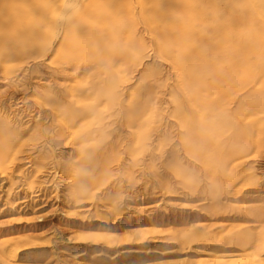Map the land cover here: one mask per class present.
Instances as JSON below:
<instances>
[{
    "label": "rangeland",
    "instance_id": "374dc122",
    "mask_svg": "<svg viewBox=\"0 0 264 264\" xmlns=\"http://www.w3.org/2000/svg\"><path fill=\"white\" fill-rule=\"evenodd\" d=\"M214 5L197 22L202 31L214 10H226ZM136 36L145 43L142 60L116 63L109 73L91 59L53 53L13 72L0 63L1 112L33 117L19 133L6 132L16 149L0 168V264H211L216 253L223 264H264L263 78L225 101L222 157L208 160L207 174L182 145L177 114L190 96L180 68L157 56L144 25ZM115 74L122 79L111 103L103 99L74 123L56 110L74 103L71 85L91 94ZM242 104L252 111L240 115ZM85 144L95 145L97 167L90 192L79 193ZM143 225L154 229L140 234Z\"/></svg>",
    "mask_w": 264,
    "mask_h": 264
},
{
    "label": "bare ground",
    "instance_id": "6f19581e",
    "mask_svg": "<svg viewBox=\"0 0 264 264\" xmlns=\"http://www.w3.org/2000/svg\"><path fill=\"white\" fill-rule=\"evenodd\" d=\"M220 2L226 5L224 12L214 10L213 4ZM212 8L214 19L202 31L197 22H205ZM138 23L156 39L157 56H168L181 70L178 78L190 96L186 109L177 114L186 132L182 145L210 174L208 160L218 154L222 157L219 139L228 113L225 101L257 76L264 80V0H0V63L4 70L13 72L29 58L53 53L61 61L78 56L91 59L109 73L116 63L142 60L146 47L136 36ZM121 79L120 75L111 76L91 94L82 84L71 85L68 96L74 103H57L56 110L74 123L94 111L103 99L114 101ZM43 86L37 84L35 92ZM211 92L218 93V98L213 99ZM249 111L251 106L240 105V115ZM32 119H14L11 113L0 110L4 129L0 134V168L16 149L15 140L7 139L6 132L17 134ZM259 127L263 130L261 123ZM85 132L80 134L85 137ZM145 136L141 133V140ZM95 150L93 144L80 150L88 165L76 174L74 184L79 193L93 187L90 173L97 167ZM152 229L143 225L139 232L146 234ZM222 259L216 253L211 264H223Z\"/></svg>",
    "mask_w": 264,
    "mask_h": 264
}]
</instances>
